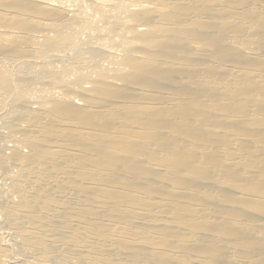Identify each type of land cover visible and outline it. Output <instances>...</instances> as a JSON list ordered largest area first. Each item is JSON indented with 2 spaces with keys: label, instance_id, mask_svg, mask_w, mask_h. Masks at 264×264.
Here are the masks:
<instances>
[{
  "label": "bare ground",
  "instance_id": "bare-ground-1",
  "mask_svg": "<svg viewBox=\"0 0 264 264\" xmlns=\"http://www.w3.org/2000/svg\"><path fill=\"white\" fill-rule=\"evenodd\" d=\"M0 264H264V0H0Z\"/></svg>",
  "mask_w": 264,
  "mask_h": 264
}]
</instances>
